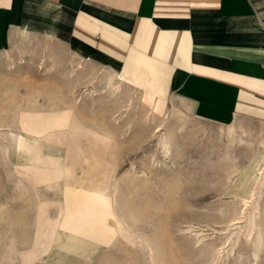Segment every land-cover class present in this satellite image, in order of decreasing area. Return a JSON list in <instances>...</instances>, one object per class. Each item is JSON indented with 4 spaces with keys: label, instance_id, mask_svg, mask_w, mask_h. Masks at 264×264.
<instances>
[{
    "label": "rangeland",
    "instance_id": "1",
    "mask_svg": "<svg viewBox=\"0 0 264 264\" xmlns=\"http://www.w3.org/2000/svg\"><path fill=\"white\" fill-rule=\"evenodd\" d=\"M75 106L102 142L69 129L62 113ZM53 114L66 126L51 119L47 163L38 164L17 140H32L26 122L47 126ZM261 152L262 122L199 120L180 101L124 84L107 62L40 38L20 41L0 55V264H59L56 244L96 250L93 264H264V172L254 180ZM46 155L66 170L76 158L73 175L47 183L37 166L56 164ZM105 171L114 192L107 241L62 233L67 206L78 210L91 185L100 190Z\"/></svg>",
    "mask_w": 264,
    "mask_h": 264
},
{
    "label": "crops",
    "instance_id": "2",
    "mask_svg": "<svg viewBox=\"0 0 264 264\" xmlns=\"http://www.w3.org/2000/svg\"><path fill=\"white\" fill-rule=\"evenodd\" d=\"M39 38L113 65L124 84L158 100L180 101L199 120L221 125L239 118L264 123V0H0V55L20 41ZM49 117L50 123L43 127L26 122L33 138L17 140L20 152L38 164L47 163L43 147L53 139L35 134L52 130L55 118L54 125L66 126L60 123L63 117ZM81 126L86 127L82 124L78 130ZM74 152L72 146L68 154ZM46 158L56 164L44 170L37 166L47 183L57 182L65 173L73 175L76 158L67 170L57 165L60 156ZM92 188H86L88 199L78 210L67 206L61 232L102 246L112 231L105 223L113 215L114 192L110 187ZM76 189L82 188L66 186L68 191ZM52 249L63 256L59 264L77 257L93 264L96 252L63 244Z\"/></svg>",
    "mask_w": 264,
    "mask_h": 264
},
{
    "label": "bare ground",
    "instance_id": "3",
    "mask_svg": "<svg viewBox=\"0 0 264 264\" xmlns=\"http://www.w3.org/2000/svg\"><path fill=\"white\" fill-rule=\"evenodd\" d=\"M71 115V119H70V116ZM110 115V114H109ZM66 116H67V118H68V120H69V129H71L72 131H74L75 132V134H83V135H87V136H89L90 138H91V140L92 139H94V140H103L104 138L102 137V136H100L97 132H95V131H93V130H91V129H89V128H87V127H84V129H83V126H81V130H78V126H80L81 124L78 122V119L76 118V116H75V110H74V108H71V110L70 111H68L67 113H66ZM157 122V121H156ZM80 124V125H79ZM231 130V129H230ZM49 131V132H48ZM53 131L54 130H45L44 132L42 131V132H40V131H38L35 135H36V137H42V138H47V139H49V138H52L51 137V132L53 133ZM231 132H232V130H231ZM64 133V132H63ZM163 144L166 146V143H165V141H163ZM167 147V146H166ZM165 151V150H164ZM263 159H264V152H261L260 153V155H259V158L256 160V162L254 163V168L256 169V174H255V179L254 180H259L261 177H263V172H264V167H263V165L264 164H262L261 162L263 161ZM107 168V167H106ZM107 174H109V175H111V173H109V172H105V173H103V175H102V179L100 180V186H101V188H106V189H108V187H110L111 188V184H110V176L109 175H107ZM148 177V176H147ZM147 179V178H146ZM149 179V178H148ZM154 181V180H153ZM152 181V182H153ZM257 186V185H256ZM104 197V199H106V197H107V195L106 196H103ZM103 199V200H104ZM103 236H106V235H103ZM99 238H101L100 237V235L98 236ZM103 239V238H102ZM68 246H70V244H67ZM72 247V246H71ZM217 255H215V256H221L220 255V250L219 251H217V253H216ZM211 257H212V254H211ZM210 257V258H211ZM213 257H214V254H213ZM208 259V258H207ZM214 258H212L211 260H213ZM210 259L207 261L208 263H209V261H211ZM211 262H213V261H211Z\"/></svg>",
    "mask_w": 264,
    "mask_h": 264
},
{
    "label": "clouds",
    "instance_id": "4",
    "mask_svg": "<svg viewBox=\"0 0 264 264\" xmlns=\"http://www.w3.org/2000/svg\"><path fill=\"white\" fill-rule=\"evenodd\" d=\"M60 7H62V6H60Z\"/></svg>",
    "mask_w": 264,
    "mask_h": 264
}]
</instances>
